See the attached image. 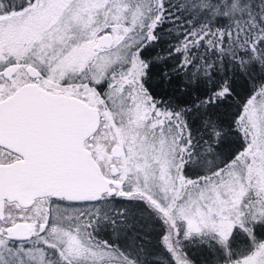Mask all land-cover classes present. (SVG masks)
<instances>
[{"label": "snow or ice", "instance_id": "snow-or-ice-1", "mask_svg": "<svg viewBox=\"0 0 264 264\" xmlns=\"http://www.w3.org/2000/svg\"><path fill=\"white\" fill-rule=\"evenodd\" d=\"M0 264H264V0H0Z\"/></svg>", "mask_w": 264, "mask_h": 264}, {"label": "trees", "instance_id": "trees-1", "mask_svg": "<svg viewBox=\"0 0 264 264\" xmlns=\"http://www.w3.org/2000/svg\"><path fill=\"white\" fill-rule=\"evenodd\" d=\"M233 110H234V109H233ZM149 230H153V227L150 226ZM154 231H155V232H159V231H160V227L155 226V227H154ZM193 255H197V254H196V253H193Z\"/></svg>", "mask_w": 264, "mask_h": 264}]
</instances>
